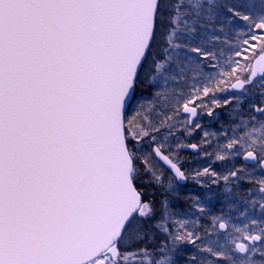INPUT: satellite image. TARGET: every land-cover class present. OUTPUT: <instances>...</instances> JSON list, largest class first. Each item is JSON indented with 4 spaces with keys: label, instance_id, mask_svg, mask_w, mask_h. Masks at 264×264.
I'll list each match as a JSON object with an SVG mask.
<instances>
[{
    "label": "snow or ice",
    "instance_id": "obj_1",
    "mask_svg": "<svg viewBox=\"0 0 264 264\" xmlns=\"http://www.w3.org/2000/svg\"><path fill=\"white\" fill-rule=\"evenodd\" d=\"M185 149L264 217V0H0V264H264V219L179 218Z\"/></svg>",
    "mask_w": 264,
    "mask_h": 264
},
{
    "label": "flooded vegetation",
    "instance_id": "obj_2",
    "mask_svg": "<svg viewBox=\"0 0 264 264\" xmlns=\"http://www.w3.org/2000/svg\"><path fill=\"white\" fill-rule=\"evenodd\" d=\"M238 91V90H237ZM226 98V97H222ZM221 120L219 122L210 121V118L204 117L202 123L206 126V130L210 132H216L222 123L227 119V112H221ZM225 128L227 125L225 124ZM201 133H197L190 139H184L181 137V140L184 143H198L201 139ZM229 135L231 132L229 131ZM182 158V164L184 170L189 174V179L186 182H181L182 193L184 195L198 196L200 197L201 205L207 210L209 215L201 216L197 211L194 203L191 200L181 199L175 204V208L179 210H187L193 215L194 219H198L204 225H207L211 216L219 215L221 213H230V223L237 226L243 227L245 223H248L251 218L264 219L260 215V209L257 206L254 210L248 205L243 203L239 198L244 197L245 191L244 188L240 189L237 193V200L235 208L229 206L228 198H226L225 193V184L223 182L219 184H213L211 178L209 177H196L195 173L199 170H202L205 167H209L210 171H215L217 173H226V171L235 165L240 167L246 162L243 160V157H237L232 161L227 163L216 162L213 163L214 157H205L202 152H196L192 149H185L180 152ZM258 174V173H257ZM197 180H200L201 183H197ZM246 212V216H241L240 213ZM224 232L225 230H220Z\"/></svg>",
    "mask_w": 264,
    "mask_h": 264
},
{
    "label": "trees",
    "instance_id": "obj_3",
    "mask_svg": "<svg viewBox=\"0 0 264 264\" xmlns=\"http://www.w3.org/2000/svg\"><path fill=\"white\" fill-rule=\"evenodd\" d=\"M177 209V211L178 212H180V213H186V211L185 210H179L178 208H176ZM188 212V211H187ZM189 216L188 217H185L184 215H181L179 218H181V219H188V220H190V221H192V220H198V219H194V217H193V215L191 216V213L190 214H188ZM199 221V220H198ZM188 251H194V249H192L190 246H188Z\"/></svg>",
    "mask_w": 264,
    "mask_h": 264
},
{
    "label": "rangeland",
    "instance_id": "obj_4",
    "mask_svg": "<svg viewBox=\"0 0 264 264\" xmlns=\"http://www.w3.org/2000/svg\"><path fill=\"white\" fill-rule=\"evenodd\" d=\"M186 213H187V215H186L185 217H188V216H189L188 214H190V213H189V212H187V211H186Z\"/></svg>",
    "mask_w": 264,
    "mask_h": 264
}]
</instances>
